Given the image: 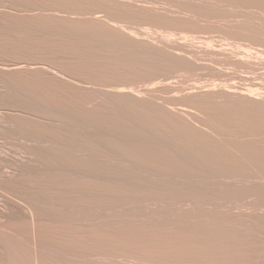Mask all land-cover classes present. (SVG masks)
<instances>
[{
    "label": "bare ground",
    "instance_id": "obj_1",
    "mask_svg": "<svg viewBox=\"0 0 264 264\" xmlns=\"http://www.w3.org/2000/svg\"><path fill=\"white\" fill-rule=\"evenodd\" d=\"M0 130V264H264V0H0Z\"/></svg>",
    "mask_w": 264,
    "mask_h": 264
},
{
    "label": "rangeland",
    "instance_id": "obj_2",
    "mask_svg": "<svg viewBox=\"0 0 264 264\" xmlns=\"http://www.w3.org/2000/svg\"><path fill=\"white\" fill-rule=\"evenodd\" d=\"M1 91H2V88H1ZM1 132H3V134L1 133ZM19 133V132H18ZM7 134L8 133H6V135H5V132L4 131H2V130H0V147H1V145H5V146H9V144H17V145H19V144H22L23 142H25V140L23 139V138H21L20 139V136L19 135H17V133H16V135L17 136H14L12 133H10V134H12L13 136L12 137H14V138H10L11 136H10V134H9V138L7 137ZM18 140V139H20V140H16V139ZM11 139H13V142L14 143H11L12 142V140ZM16 140V141H15ZM20 141H21V143H20ZM17 142H19V143H17ZM8 143V144H7Z\"/></svg>",
    "mask_w": 264,
    "mask_h": 264
}]
</instances>
